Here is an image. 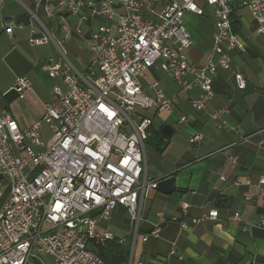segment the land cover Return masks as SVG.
Returning <instances> with one entry per match:
<instances>
[{
	"label": "built area",
	"instance_id": "1",
	"mask_svg": "<svg viewBox=\"0 0 264 264\" xmlns=\"http://www.w3.org/2000/svg\"><path fill=\"white\" fill-rule=\"evenodd\" d=\"M31 1L33 7L26 10L44 30L37 16L40 7L47 18L58 17L64 29H70L67 18L74 19L77 36H83L86 27L95 60L79 71L63 53L60 59H48L45 71L61 85L53 88L42 118L28 129H22L10 114L3 103L5 94L0 92V181L8 179L11 187L0 210V264H28L42 255L50 256L53 264H107L94 249L111 242L122 245L128 238L108 230L100 232L98 223L108 221L113 211L123 207L132 224L129 236L134 243L141 199L159 183L150 180L145 170L146 143L152 130L158 129L154 118L145 113L171 114L175 106L157 82L148 85L149 96L142 81L162 60L183 93L195 88L201 91L202 95L190 98L189 103L195 111L205 110L214 98L212 87L218 69L232 70V53L245 51L232 28L237 0ZM3 2L0 0V6ZM239 4L248 8L257 23L256 33L264 36V0ZM205 6L213 11L215 34L207 62L200 66L188 60L194 41L185 17L203 16ZM22 28L14 20L2 25L8 35ZM48 40L47 36L36 38L31 29V45ZM233 77L238 90L246 89L240 71H233ZM30 88L27 78H18L11 91L22 99ZM227 113L222 108L211 118L225 127ZM178 123L188 125L189 118L182 116ZM45 129L50 133L47 141ZM201 140L202 135L194 133L189 144ZM254 185L264 200V174ZM218 216L213 208L191 222L215 221ZM234 219L238 221L239 215ZM166 222L159 215L158 223L142 240L160 237ZM258 226L264 229V217ZM181 227L186 229L188 224L181 222ZM169 257L184 261L175 248Z\"/></svg>",
	"mask_w": 264,
	"mask_h": 264
},
{
	"label": "crops",
	"instance_id": "2",
	"mask_svg": "<svg viewBox=\"0 0 264 264\" xmlns=\"http://www.w3.org/2000/svg\"><path fill=\"white\" fill-rule=\"evenodd\" d=\"M20 1L4 0L0 6V92L5 94L3 103L8 111L25 130L42 118L53 88L61 85L59 80V84L53 80L52 88H49L44 82V61L63 53L85 70L93 64L95 55L90 50V31L86 27L84 35L77 36L74 19L67 30L60 25L58 17L45 16L48 26L55 31L52 33L39 18L46 27L44 30L26 10L33 7L32 1ZM241 1L235 2L232 28L246 46L245 51L232 53V70L218 69L212 87L214 98L205 110L195 111L189 103L190 98L201 96V91L195 88L183 93L171 81L162 60L147 73L143 91L152 94L148 85L157 82L165 95L175 101L171 114L162 113L164 120L155 121L154 118L156 129L168 124L174 133L163 152L158 151L155 142L148 144L154 156L147 176L159 182L173 175L176 190L173 195L163 194L157 189L147 190L141 199L135 242L107 244L109 247L110 244L124 246L128 257L131 255L129 264H264V229L258 226L264 217V200L258 197L254 185L264 174V144H259L264 141V36L256 33L257 23L248 8L239 4ZM39 10L45 15L43 7ZM53 18L58 22L52 24ZM8 20L16 21L23 28L8 35L2 29ZM185 23L194 41L187 53L188 60L191 64L204 65L213 47V11L205 6L203 16L187 14ZM31 29H34L36 38L47 36L52 38L55 46L60 43L62 48L57 47V52L50 42L31 45L28 41ZM235 70L245 76L246 89L235 87ZM191 77L188 76L189 79ZM18 78H27L31 83L30 90L22 99L11 91ZM10 97H13V102ZM222 108L229 112L225 127H220L211 118V114ZM152 114L156 117L159 113ZM182 116L189 118L188 125L178 123ZM168 120L181 132L178 139L173 138L175 129ZM194 133H200L202 140L190 146L189 139ZM233 158L237 159L234 161ZM10 190L0 202V210ZM213 208L219 212L217 220L191 222L202 219ZM159 215L167 219L160 237H150L144 242L143 236L148 235L158 223ZM235 215H239L238 221L234 219ZM126 217L127 230L123 234L113 232V225L119 227ZM181 222L187 223L188 228L183 229ZM97 226H100V232L108 230L117 237H131L132 224L123 207H118L108 221L99 222ZM172 248L183 255V262L169 257Z\"/></svg>",
	"mask_w": 264,
	"mask_h": 264
},
{
	"label": "rangeland",
	"instance_id": "3",
	"mask_svg": "<svg viewBox=\"0 0 264 264\" xmlns=\"http://www.w3.org/2000/svg\"><path fill=\"white\" fill-rule=\"evenodd\" d=\"M37 16H38V18H40V20L48 27V29L52 32V33H54V31H55V29H51L49 26H48V19L47 18H45V15L43 14V11H41V10H38L37 11ZM67 24H69V25H72V21H73V19L70 17V18H67ZM58 22V20H56V19H52V24H54V23H57ZM73 25H74V22H73ZM53 28H55V26L53 25ZM50 42V45H52L53 47H54V49L57 51V52H59V50H58V48H62V45L59 43L58 45H56L55 46V44H54V42H52V40L51 39H49L48 40V42L47 43H49ZM58 47V48H57ZM62 56L61 55H59L58 57H54L55 59H60ZM68 60L72 63L73 61H71L69 58H68ZM48 61V59H46L44 62H45V64H46V62ZM73 65H74V67H76L79 71H84V70H82L81 69V67H78V65H76L74 62L72 63ZM43 75H44V77H45V80H44V82H46L48 85H49V88H52V83H53V80L54 81H57V84H59L60 82L58 81V80H55V79H51L50 77H49V75H48V73L47 72H44L43 73ZM170 79H171V81H173L172 80V78L170 77ZM59 82V83H58ZM145 82L146 81H142V85L143 86H145ZM161 88H162V86H161ZM144 92H146V94L147 95H149V96H151L152 94L151 93H149V92H147V91H144ZM10 100H12V102H13V97H10ZM143 112H145V111H143ZM146 115H148V116H153V114L152 113H150V112H146L145 113ZM163 116L164 115H162V113H159L156 117H155V121H161V120H164V118H163ZM168 123L169 124H171L173 127H174V129H175V135H174V137L173 138H175V139H178V136H179V134H181V132H179V129H178V127L177 126H175L173 123H172V121L171 120H168ZM172 138V139H173ZM50 139V133H49V131H47V129H45V132H44V141H47V140H49ZM153 156H154V151L151 149V147L148 145V144H146V163H145V170H146V173H147V175H148V173H149V170H151L152 169V164H153V161H152V159H153ZM1 183V185H0V202L6 197V195H7V193H8V191L10 190V181L8 180V179H6V178H4L3 180H2V182H0ZM126 222H127V217L125 218V219H123L122 221H121V224H120V226L118 227L117 225H113V228L111 229L113 232H116V233H121V234H123L127 229H126V226H127V224H126ZM103 223V222H102ZM111 225V224H110ZM99 229H100V226L98 227ZM128 240L129 241H132V238L130 237V238H128ZM129 241H127V243L129 242ZM118 244V243H117ZM109 246H106V247H104L105 249H107ZM109 249H110V247H109ZM123 249H124V246H116L115 247V252H116V256H117V258L118 259H120L121 261L118 263V262H115L114 264H129V262H130V256L128 257V256H126L124 253H123ZM95 252H97V251H95ZM41 261H43L45 264H53V259L50 257V256H41L40 258H38V259H35V260H31V261H29V263L28 264H41L40 262Z\"/></svg>",
	"mask_w": 264,
	"mask_h": 264
},
{
	"label": "trees",
	"instance_id": "4",
	"mask_svg": "<svg viewBox=\"0 0 264 264\" xmlns=\"http://www.w3.org/2000/svg\"><path fill=\"white\" fill-rule=\"evenodd\" d=\"M234 13V12H233ZM232 19H233V14H232ZM5 105V104H4ZM6 106V105H5ZM7 108V106H6ZM155 118V117H153ZM162 127H159L157 130H152L151 132V136L150 138L148 139L147 143L146 144H149V143H152V142H155L156 143V147L158 149V151L160 152H163L167 145H168V142H169V139L170 138H166L161 130H162ZM107 246V245H106ZM105 246V247H106ZM116 246H119L117 244H110V249L108 247L107 251L104 247H96V249H94L95 251H97L96 253L107 263V264H114L115 262H120L121 260L117 258L116 256V250H115V247ZM121 247V246H120ZM123 253L128 256V252L124 251L123 249Z\"/></svg>",
	"mask_w": 264,
	"mask_h": 264
},
{
	"label": "water",
	"instance_id": "5",
	"mask_svg": "<svg viewBox=\"0 0 264 264\" xmlns=\"http://www.w3.org/2000/svg\"><path fill=\"white\" fill-rule=\"evenodd\" d=\"M161 132L166 138H170L173 135L174 130L170 125L165 124L162 127ZM157 190L166 195H171V194L173 195V193L176 190L175 177L173 175H170L169 177L160 180L157 185Z\"/></svg>",
	"mask_w": 264,
	"mask_h": 264
}]
</instances>
